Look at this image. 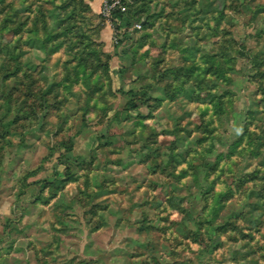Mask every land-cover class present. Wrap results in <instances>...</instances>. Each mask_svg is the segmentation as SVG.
Returning a JSON list of instances; mask_svg holds the SVG:
<instances>
[{
  "label": "rangeland",
  "instance_id": "374dc122",
  "mask_svg": "<svg viewBox=\"0 0 264 264\" xmlns=\"http://www.w3.org/2000/svg\"><path fill=\"white\" fill-rule=\"evenodd\" d=\"M135 10L0 0V264H264V0Z\"/></svg>",
  "mask_w": 264,
  "mask_h": 264
},
{
  "label": "built area",
  "instance_id": "2783aa9c",
  "mask_svg": "<svg viewBox=\"0 0 264 264\" xmlns=\"http://www.w3.org/2000/svg\"><path fill=\"white\" fill-rule=\"evenodd\" d=\"M127 12V4L124 0H102V6L100 16L103 21L113 31V41L117 45L126 34H132L135 30L140 31L142 29L141 24H135L133 27H125L122 25V21L115 17V14L125 16Z\"/></svg>",
  "mask_w": 264,
  "mask_h": 264
},
{
  "label": "trees",
  "instance_id": "16d2710c",
  "mask_svg": "<svg viewBox=\"0 0 264 264\" xmlns=\"http://www.w3.org/2000/svg\"><path fill=\"white\" fill-rule=\"evenodd\" d=\"M124 1L127 4L126 15L123 16V15H120V14H115V17L119 18L120 20H123V18H125V20L122 21V25L125 26V27L130 28V27H133L135 24H141L142 25V29L141 30L145 29L148 26L149 22L148 21L144 22V21H142V20L137 18V13H136V10H135L136 0H124ZM91 12H92V10H91ZM137 32L138 31L135 30L132 34L124 35L123 39L116 46H121L123 41H125L127 39H130L132 37V35L134 33H137Z\"/></svg>",
  "mask_w": 264,
  "mask_h": 264
},
{
  "label": "crops",
  "instance_id": "0c3cea01",
  "mask_svg": "<svg viewBox=\"0 0 264 264\" xmlns=\"http://www.w3.org/2000/svg\"><path fill=\"white\" fill-rule=\"evenodd\" d=\"M88 1L93 14L99 15L102 6V0H88ZM100 36L102 39L101 41L104 43L106 50L108 52H112L114 50L113 47L114 36L112 29L107 24L106 26H104V29L100 32ZM116 59H117L116 57H113L111 63L115 62L114 60Z\"/></svg>",
  "mask_w": 264,
  "mask_h": 264
}]
</instances>
